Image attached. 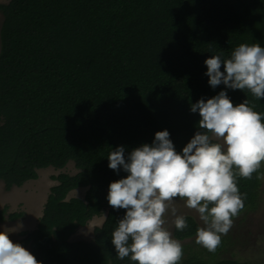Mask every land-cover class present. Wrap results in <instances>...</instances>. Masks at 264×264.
<instances>
[{"label": "trees", "instance_id": "trees-1", "mask_svg": "<svg viewBox=\"0 0 264 264\" xmlns=\"http://www.w3.org/2000/svg\"><path fill=\"white\" fill-rule=\"evenodd\" d=\"M0 13V182L9 192L40 170L60 172L36 228L18 243L41 264H132L111 242L125 210L107 201L110 183L127 173L107 158L121 146L127 157L164 130L182 152L201 119L190 106L220 91L264 113V99L213 89L204 63L240 44L264 47V0H11ZM238 186L247 195L241 216L257 209L262 180L238 178ZM77 190L83 197L68 199ZM7 211L0 222L24 216ZM104 214L89 241H71ZM185 218L188 228L174 227L173 237L196 242L200 227ZM233 243L222 236L215 253L185 244L181 264H256L220 257Z\"/></svg>", "mask_w": 264, "mask_h": 264}, {"label": "clouds", "instance_id": "clouds-1", "mask_svg": "<svg viewBox=\"0 0 264 264\" xmlns=\"http://www.w3.org/2000/svg\"><path fill=\"white\" fill-rule=\"evenodd\" d=\"M204 63L213 89L223 84L264 99V47L260 44H240L230 58L214 55ZM254 108L248 99L234 105L227 92L220 91L190 106L201 119L199 130L182 152L176 151L167 130L156 132L151 145L137 147L127 157L122 146L110 152L109 169L127 173L126 178L110 183L107 195L111 208L125 210L112 232L117 259L130 258L132 264H181L183 245L166 226L171 216L177 231L188 228L185 216L177 214V201H184L203 222L196 243L216 252L222 236L245 208L247 195L241 194L238 178L251 180L255 175L264 180V113ZM106 214L94 217L85 227L102 219L94 230L101 228ZM12 232L0 231V264H41L9 238Z\"/></svg>", "mask_w": 264, "mask_h": 264}, {"label": "rangeland", "instance_id": "rangeland-1", "mask_svg": "<svg viewBox=\"0 0 264 264\" xmlns=\"http://www.w3.org/2000/svg\"><path fill=\"white\" fill-rule=\"evenodd\" d=\"M10 1L0 0V5H7ZM2 21L3 16L0 13V28ZM66 171L71 175L76 173L72 164L67 167ZM59 173V171L51 168L40 170L36 181L27 182L21 188H13L9 192L5 191L3 182H0V211L4 207H8L7 214L20 212L24 214L21 219L15 222L7 220L0 222V231L14 229L9 237L14 243L21 240V232L29 231L36 225L37 220L41 217L51 187L57 184L52 180V177ZM83 194V190L73 191L69 194L68 199L71 197L82 198ZM259 197L260 202L256 210L245 213L234 220L233 226L227 234L234 242V247L232 250H227L221 254L220 257L229 258L233 254L234 258L245 262L264 264V180H262ZM176 207L178 215L190 216L195 219L199 227H204L198 213L185 207L184 201H177ZM167 219L169 222L166 226L173 234L174 225L171 223L173 218L169 216ZM101 220H93L90 225L78 230L71 240L89 241L92 238L94 227L100 225ZM181 244H187L193 248L198 247L199 250L203 249L202 246L196 245V242L192 240L182 241Z\"/></svg>", "mask_w": 264, "mask_h": 264}, {"label": "crops", "instance_id": "crops-1", "mask_svg": "<svg viewBox=\"0 0 264 264\" xmlns=\"http://www.w3.org/2000/svg\"><path fill=\"white\" fill-rule=\"evenodd\" d=\"M41 215H42V214H41ZM36 226H37V222H36V225L34 226V228H31L29 231L34 230V229L36 228Z\"/></svg>", "mask_w": 264, "mask_h": 264}, {"label": "bare ground", "instance_id": "bare-ground-1", "mask_svg": "<svg viewBox=\"0 0 264 264\" xmlns=\"http://www.w3.org/2000/svg\"><path fill=\"white\" fill-rule=\"evenodd\" d=\"M37 208V207H36Z\"/></svg>", "mask_w": 264, "mask_h": 264}]
</instances>
